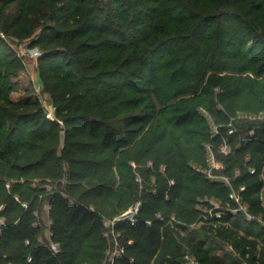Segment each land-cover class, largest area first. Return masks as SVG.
Returning <instances> with one entry per match:
<instances>
[{
    "label": "trees",
    "instance_id": "obj_1",
    "mask_svg": "<svg viewBox=\"0 0 264 264\" xmlns=\"http://www.w3.org/2000/svg\"><path fill=\"white\" fill-rule=\"evenodd\" d=\"M117 1L122 7L112 10L102 0H0L4 31L40 45L54 114L30 96L9 97L16 69L0 38V264H99L102 215L131 202L132 220L114 225V264H184L186 253L198 264H227L228 253L239 264H264V223L255 219L264 218V123L232 125L239 113L264 110V0ZM232 126L246 137L221 153L228 185L203 169L205 146L219 151L223 137L231 145ZM60 177L49 195L53 253L37 239L30 179ZM241 185L253 218L240 210L199 218L210 198L235 204L228 193ZM217 241L230 252L210 254Z\"/></svg>",
    "mask_w": 264,
    "mask_h": 264
},
{
    "label": "rangeland",
    "instance_id": "obj_2",
    "mask_svg": "<svg viewBox=\"0 0 264 264\" xmlns=\"http://www.w3.org/2000/svg\"><path fill=\"white\" fill-rule=\"evenodd\" d=\"M104 3L105 2H112L111 7L112 10H117L118 6H121V1L117 0H102ZM239 6H241L242 2L240 1ZM219 8H224L225 3L223 5H218ZM238 6V5H237ZM103 7V5H101ZM106 13L105 11H103ZM254 12V11H253ZM255 16L256 13L254 12ZM263 16V13L261 14L260 18ZM251 17L253 15L250 13L246 17V19L251 22L252 24L256 23V20H251ZM254 18V17H253ZM246 21V20H245ZM247 22V21H246ZM119 27V22L116 20H111V28L116 29ZM210 28V27H209ZM257 32L260 30V28H255ZM5 29L0 26V38H2L6 43L3 44L4 49H5V56L7 57H12L11 61L13 63V69H16L14 71L15 76L13 75L12 77L10 76V82H12V87L8 91L7 94H9V97L13 100H16L18 98H24L26 96H30V99H36L39 103L40 106L43 107L46 111V116L50 118H54V114L52 111V105L50 101L49 94L44 91L43 88V83H42V77L39 76V71H38V63H37V58L31 57L27 52L26 48L28 47H37L38 51H41L40 45L39 44H31V38H17L14 36L11 31L7 32L4 31ZM209 30V29H207ZM113 31V30H111ZM179 32H182V30H179ZM35 33V32H34ZM112 33L108 32L106 35H111ZM34 35V34H33ZM212 35V34H211ZM115 38V37H114ZM117 38V37H116ZM115 38V40H116ZM212 38V37H211ZM213 42V40H211ZM14 56V57H13ZM72 67V66H70ZM12 69V68H11ZM13 73V71H12ZM143 88H147L150 85H143ZM182 96L176 97L174 100L171 102L176 101L178 98ZM204 114L207 116V113L204 112ZM210 120L211 117L209 115L207 116ZM247 118L246 120H244ZM251 118H255V120H258V122H261L262 124L264 123V110L259 111L256 114H245V113H239L238 116L234 119H232L233 124L236 125L239 124V126H242L241 122L242 121H248ZM212 121V120H211ZM252 121V126H257L256 123ZM261 125V124H260ZM235 127L233 128V131L235 132L237 130V135L236 137L231 141V145L227 141L228 144V150L227 153L230 151V146H238L240 144V140L244 137L245 135V129L243 127ZM245 127V126H244ZM254 128V127H253ZM249 132L252 133V130ZM216 149L213 150V162L218 165L219 169L212 168V170L216 173H220L219 171L222 169L221 166H223V159L226 154H221L222 152L217 151ZM6 158H9L7 154H5ZM5 158V157H4ZM1 162V161H0ZM2 164H0V167ZM139 172V171H138ZM136 172L135 175V180L139 184L142 183L141 181V174ZM0 179L3 180L2 177ZM5 188H8L6 184L10 182V178H5ZM64 177L60 178H45V179H30V184L32 187H35L37 192V201L34 206V210L32 212V218L36 225H38V229L36 231L37 239L43 241L45 244L48 243V241H51L49 237V231H48V216L46 213V204L49 203V195L51 192H53L55 189H59L60 187L63 186L64 184ZM137 202L129 203L126 205V207L120 209L117 213L115 214H103L102 215V221H101V226L98 229V232H100L101 236H103L106 240V246L102 251L103 257L100 260L99 264H114L118 254H120L121 249H120V242H119V235H120V230L117 229L114 225L117 221H126L129 222L132 220L134 217L135 212L130 213L132 209L134 208L135 204ZM89 208L91 210H96L98 213H101V210L99 208L93 207V205H89ZM243 215L246 218H253V216L247 215L245 212H242ZM249 213V212H248ZM255 219L259 223H264V218L261 217L260 215L255 216ZM197 226V225H195ZM224 252H230L229 248L222 244L221 241H217L216 244L211 245L210 247V254H214L217 256H222ZM230 256L226 257V262L227 264H239V259L236 255L228 253ZM83 264H86L85 262Z\"/></svg>",
    "mask_w": 264,
    "mask_h": 264
},
{
    "label": "built area",
    "instance_id": "obj_3",
    "mask_svg": "<svg viewBox=\"0 0 264 264\" xmlns=\"http://www.w3.org/2000/svg\"><path fill=\"white\" fill-rule=\"evenodd\" d=\"M26 52L31 56L36 58L38 56V54L40 53L37 49V47H28L26 48ZM218 126L214 125L213 126V132L217 133L218 132ZM233 132V128L229 127L228 128V133H232ZM206 149V154H207V160H208V166L206 169H203V171L205 172L206 176L210 179H217V180H221L224 183L230 185V179L227 175L221 174V173H216L212 170V168H218V165L215 164L213 162V150L215 148H213L212 145L207 144L205 146ZM217 149L221 152H227L228 150V144L226 141V138L223 137L222 141L220 142L219 146L217 147ZM250 171H253L252 168H249ZM235 173L237 174L238 171L236 170ZM169 182H172V180H169ZM7 186H9V183L6 184ZM243 189V185H241L238 189H235L233 187L230 188V191L228 193V197L233 200L235 202V204H233L232 206L229 203H226L225 205H222L219 201L214 200V199H208V204L205 206H202L200 208V213H199V218L201 220H209L210 218L214 217L216 219H218L221 214L223 213V211L225 210H230L232 212H236L237 210L243 211L245 212L247 215H250L247 211V205L246 203L242 202L240 200V196H239V190ZM15 197H17L15 195ZM22 206L26 207V202H22ZM137 209V205L135 204L134 208L132 209V211L130 213L136 212ZM49 210H50V203L46 204V213L48 216V231H49V237L51 239V241H48L47 244H45L43 241H41L42 243H44L46 245V247L51 251V252H56L58 250V244L53 241V239L51 238V230H50V223H51V218H50V214H49ZM4 217L0 215V230L2 225L4 224ZM34 225H36V223L34 222ZM38 226V225H37ZM25 243H29L28 239H24ZM31 258V254L28 253L26 256L27 260H30ZM184 260V264H198L197 260L190 254L186 253L183 257ZM11 264V263H8Z\"/></svg>",
    "mask_w": 264,
    "mask_h": 264
},
{
    "label": "water",
    "instance_id": "obj_4",
    "mask_svg": "<svg viewBox=\"0 0 264 264\" xmlns=\"http://www.w3.org/2000/svg\"><path fill=\"white\" fill-rule=\"evenodd\" d=\"M64 146V131L61 130L59 132V145H58V151H60L62 149V147Z\"/></svg>",
    "mask_w": 264,
    "mask_h": 264
}]
</instances>
